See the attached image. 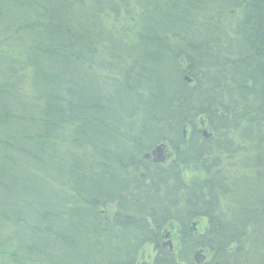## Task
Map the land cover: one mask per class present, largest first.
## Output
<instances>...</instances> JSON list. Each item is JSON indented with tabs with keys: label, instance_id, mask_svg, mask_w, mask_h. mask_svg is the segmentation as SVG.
Segmentation results:
<instances>
[{
	"label": "trees",
	"instance_id": "obj_1",
	"mask_svg": "<svg viewBox=\"0 0 264 264\" xmlns=\"http://www.w3.org/2000/svg\"><path fill=\"white\" fill-rule=\"evenodd\" d=\"M22 30L34 45L0 84V226L32 234L2 236L0 264H136L147 244L153 264H264V0H0L3 36ZM165 143L166 166L144 159ZM174 226L178 252L161 248Z\"/></svg>",
	"mask_w": 264,
	"mask_h": 264
},
{
	"label": "rangeland",
	"instance_id": "obj_2",
	"mask_svg": "<svg viewBox=\"0 0 264 264\" xmlns=\"http://www.w3.org/2000/svg\"><path fill=\"white\" fill-rule=\"evenodd\" d=\"M55 8H57V7H55ZM27 15H28L27 20L30 22L32 20L31 12L29 11ZM11 34H12L11 37L10 36L8 37V35L3 36L4 34H2V32L0 31V72H1L0 73V84H3L7 81V79L4 78V76H6L5 71H7L8 74H9V72H11L10 67L11 68L14 67L15 56L20 54V53L28 55L30 53L29 52L30 49L34 45V36L31 32H28V31L26 32L25 30L24 31L22 30L21 32H19L17 34H16V32H14V33L12 32ZM10 61H11V63H9ZM16 71L18 72L17 79L13 78L12 83L13 82L18 83L16 89L18 90V88H19L21 94L22 93L25 94L26 97L21 96L22 98L26 99L25 101H27V102H25V103H30V102H32L31 100L33 98L37 97V94L34 91V88L32 87V79H33V75H34L33 69L28 67L27 69L21 70V68L18 66V67H16ZM189 83H191V81H189ZM11 85H14V84H9L8 87L9 86L11 87ZM202 129H203V131L206 130L208 132L205 124L202 126ZM33 130H36V125L33 127ZM18 131H19L18 129L14 128L12 133H15ZM20 131L22 133L25 131V129H21ZM29 132H31V130H29ZM161 145L166 146V157L167 158H166V162L162 163V165L166 166L170 162V160L172 159V157L174 155H173V152L167 143L161 144ZM155 148L156 147H154L153 150ZM62 149H63V151H68L69 149L71 151H75V149L71 148L70 145H68V144H66V146ZM153 150H151L150 152L152 153ZM150 152H149V154H150ZM144 159L148 160L145 157H144ZM27 161H28L27 159H24V161L20 160V163H21L20 168H23V170L25 172H27L29 170V167L25 166L27 164ZM198 174L199 173H197L191 169H186L184 171V176H185L186 180H188V181L193 179V178H196L198 176ZM132 175L135 177L140 176V175H138V173L137 174L132 173ZM44 177L46 178V180H54V177L52 178V176H50L48 174H46ZM201 177H203V176H201ZM59 183L57 182V183H53V184H55L56 188H59V187H61V185ZM59 194L65 195V193H63L62 191H58V195ZM67 199H71V198L67 197ZM22 207L26 208V205L22 204ZM116 211H117V205L116 204H109V205H107L106 208H104L102 210V213H103V216L107 219V217L111 218L112 216H114ZM6 233L10 237V239L8 241L9 244H7L8 248H12L15 250H17L18 248L21 249L22 248L21 243H25L26 240L29 241V236L32 234L31 232L28 234L24 233L23 227L18 228V227H14V226H11L10 224H8L7 229H4L3 226H0V241L4 240L2 236H4V235L6 236ZM165 233L166 234H165L163 243L166 244L167 250L171 249L172 252L177 251L180 238L176 234V233H178L176 231V226L168 227L165 230ZM30 242L31 241H29V243ZM170 242L172 244V247H170V245H169ZM203 253L204 252L201 251L200 255L203 256ZM157 255H158L157 251L154 249L153 246L146 245V246L142 247L140 255L137 259V262H138V264H153L157 258Z\"/></svg>",
	"mask_w": 264,
	"mask_h": 264
},
{
	"label": "water",
	"instance_id": "obj_3",
	"mask_svg": "<svg viewBox=\"0 0 264 264\" xmlns=\"http://www.w3.org/2000/svg\"><path fill=\"white\" fill-rule=\"evenodd\" d=\"M203 136L207 139L209 138L208 132L205 130L203 132ZM145 158H154L156 164H162L166 161V146L165 145H159L157 146L152 153L147 154L144 156ZM170 247H172L171 242L169 243Z\"/></svg>",
	"mask_w": 264,
	"mask_h": 264
},
{
	"label": "flooded vegetation",
	"instance_id": "obj_4",
	"mask_svg": "<svg viewBox=\"0 0 264 264\" xmlns=\"http://www.w3.org/2000/svg\"><path fill=\"white\" fill-rule=\"evenodd\" d=\"M167 158V157H166ZM148 161H150V162H152L154 165H159V164H156L155 163V159L154 158H149L148 159ZM166 162V161H165ZM165 231H164V233H163V240H164V237H165ZM177 234V233H176ZM178 235V234H177ZM168 237V236H167ZM163 240H162V243H161V248H163V249H167V246H166V244H164L163 243ZM154 247V249L157 251V254H158V248H156L155 246H153ZM169 250V249H168ZM169 251H171V249L169 250ZM204 259H205V257L204 258H202V260L200 261V263L199 264H201L202 262H204ZM136 264H138V262H136Z\"/></svg>",
	"mask_w": 264,
	"mask_h": 264
},
{
	"label": "bare ground",
	"instance_id": "obj_5",
	"mask_svg": "<svg viewBox=\"0 0 264 264\" xmlns=\"http://www.w3.org/2000/svg\"><path fill=\"white\" fill-rule=\"evenodd\" d=\"M147 245L154 246L153 244H147ZM144 246H146V245H144ZM171 252H172V251H171Z\"/></svg>",
	"mask_w": 264,
	"mask_h": 264
}]
</instances>
